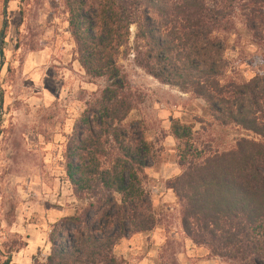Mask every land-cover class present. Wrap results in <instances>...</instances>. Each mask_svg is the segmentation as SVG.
Instances as JSON below:
<instances>
[{
    "label": "trees",
    "instance_id": "1",
    "mask_svg": "<svg viewBox=\"0 0 264 264\" xmlns=\"http://www.w3.org/2000/svg\"><path fill=\"white\" fill-rule=\"evenodd\" d=\"M63 2L80 67L107 86L82 117L66 154L67 179L89 204L54 225L51 252L36 264H123L113 254L118 243L156 225L144 209L142 188L152 145L121 127L136 108L117 65L132 26L135 62L146 74L203 100L219 127L258 139L240 138L218 150L197 145L190 127L172 122L183 172L166 186L181 205L184 235L210 257L264 264V73L226 80V47L218 36L231 32L239 19L260 41L264 0Z\"/></svg>",
    "mask_w": 264,
    "mask_h": 264
},
{
    "label": "rangeland",
    "instance_id": "2",
    "mask_svg": "<svg viewBox=\"0 0 264 264\" xmlns=\"http://www.w3.org/2000/svg\"><path fill=\"white\" fill-rule=\"evenodd\" d=\"M6 1L0 0V264H36L51 252L54 225L89 204L67 179L66 154L107 81L89 77L80 67L63 0H9L5 24ZM136 33L132 26L117 61L136 104L121 127L130 138L143 136L152 145L154 158L142 188L148 201L144 209L156 225L122 239L113 254L123 264H230L210 257L183 233L181 205L166 186L183 172L170 126L173 121L188 126L197 145L218 150L254 137L219 127L203 100L146 74L135 62ZM218 36L226 47V80L248 81L264 73V31L258 41L235 19L234 29Z\"/></svg>",
    "mask_w": 264,
    "mask_h": 264
},
{
    "label": "water",
    "instance_id": "3",
    "mask_svg": "<svg viewBox=\"0 0 264 264\" xmlns=\"http://www.w3.org/2000/svg\"><path fill=\"white\" fill-rule=\"evenodd\" d=\"M8 2H9V0L6 1L5 6H4V10H5V24H6V13H7ZM3 43H4V29H3V31H2V33L0 35V72H1V69L3 67V60H4ZM2 108H3V101L1 99L0 112H2Z\"/></svg>",
    "mask_w": 264,
    "mask_h": 264
}]
</instances>
